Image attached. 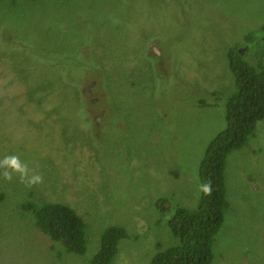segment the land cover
<instances>
[{"label":"rangeland","instance_id":"obj_1","mask_svg":"<svg viewBox=\"0 0 264 264\" xmlns=\"http://www.w3.org/2000/svg\"><path fill=\"white\" fill-rule=\"evenodd\" d=\"M237 67L264 70V0H0V264H149L174 246V208H195L198 167L225 127ZM210 264H264V118L222 170ZM47 203L83 224L82 253L36 225Z\"/></svg>","mask_w":264,"mask_h":264},{"label":"trees","instance_id":"obj_2","mask_svg":"<svg viewBox=\"0 0 264 264\" xmlns=\"http://www.w3.org/2000/svg\"><path fill=\"white\" fill-rule=\"evenodd\" d=\"M228 66L234 76L236 93L225 109V127L206 145L198 167L199 185L211 181V195L199 192L194 209L174 208L167 221L171 234L178 240L174 246L154 254L149 264H210L211 240L217 231L224 208L222 170L225 156L244 145L256 121L264 118V70L233 65L228 55ZM36 225L54 241H64L68 249L82 253L83 224L74 211L64 205L47 203L35 214ZM122 230L107 227L100 240L96 259H109L114 241Z\"/></svg>","mask_w":264,"mask_h":264},{"label":"clouds","instance_id":"obj_3","mask_svg":"<svg viewBox=\"0 0 264 264\" xmlns=\"http://www.w3.org/2000/svg\"><path fill=\"white\" fill-rule=\"evenodd\" d=\"M0 169H3V179L7 182H11L13 178H17L21 184H24L28 188L42 185L44 177L41 173L35 171L29 167V164L21 160L17 154L5 155L0 160ZM199 192L204 195H211L212 183L208 181L199 185Z\"/></svg>","mask_w":264,"mask_h":264}]
</instances>
